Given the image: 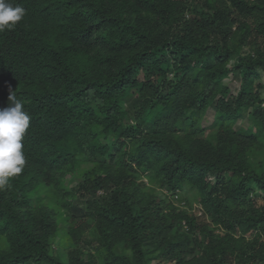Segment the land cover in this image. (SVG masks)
I'll return each mask as SVG.
<instances>
[{"label": "trees", "instance_id": "16d2710c", "mask_svg": "<svg viewBox=\"0 0 264 264\" xmlns=\"http://www.w3.org/2000/svg\"><path fill=\"white\" fill-rule=\"evenodd\" d=\"M9 2L0 264H264V0Z\"/></svg>", "mask_w": 264, "mask_h": 264}, {"label": "clouds", "instance_id": "9594fccd", "mask_svg": "<svg viewBox=\"0 0 264 264\" xmlns=\"http://www.w3.org/2000/svg\"><path fill=\"white\" fill-rule=\"evenodd\" d=\"M24 15L20 4L0 0V32L14 28ZM7 101V106L0 107V190L8 187L10 179L25 167L22 141L31 120L15 91L9 90Z\"/></svg>", "mask_w": 264, "mask_h": 264}, {"label": "rangeland", "instance_id": "374dc122", "mask_svg": "<svg viewBox=\"0 0 264 264\" xmlns=\"http://www.w3.org/2000/svg\"><path fill=\"white\" fill-rule=\"evenodd\" d=\"M263 81H264V75H263ZM225 82L230 85L232 88H234L235 86H237V83L235 81L234 78H228L225 80ZM262 95L264 96V90L262 91ZM213 108L210 107L209 110L207 111L205 117H204V122L203 124L205 125L208 121L209 123L211 122L212 118H213ZM70 183L74 186H76V181H73V179L70 178ZM56 222L58 224V230H59V238L58 240L60 239L61 241H65L64 239V234H65V229H66V223H65V219L63 218L62 215H58L57 216V219H56ZM55 247L57 248V244H55ZM152 264H156V262H153Z\"/></svg>", "mask_w": 264, "mask_h": 264}]
</instances>
